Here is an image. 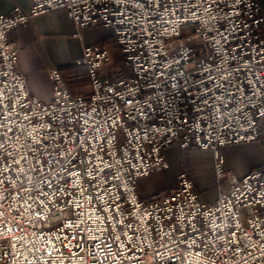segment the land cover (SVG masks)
<instances>
[{
	"label": "built area",
	"instance_id": "obj_1",
	"mask_svg": "<svg viewBox=\"0 0 264 264\" xmlns=\"http://www.w3.org/2000/svg\"><path fill=\"white\" fill-rule=\"evenodd\" d=\"M67 9L112 28L84 47L92 89L52 69L35 96L11 32ZM264 141V15L258 0H32L0 15V264H264V164L205 201L191 173L142 196L167 148Z\"/></svg>",
	"mask_w": 264,
	"mask_h": 264
},
{
	"label": "crops",
	"instance_id": "obj_2",
	"mask_svg": "<svg viewBox=\"0 0 264 264\" xmlns=\"http://www.w3.org/2000/svg\"><path fill=\"white\" fill-rule=\"evenodd\" d=\"M264 15V0H258ZM32 0H0V15L10 12L16 5L28 7ZM68 10L58 9L37 15L28 24H23L11 32L19 49V70L27 76L32 93L44 101L55 97V81L52 69L59 67L72 92L78 95L91 91V80L88 66L78 63L84 54V47L95 42H108L114 54V61L120 62L119 44L112 28L95 26L83 27L80 34ZM224 155L225 169L236 177L244 176L257 166L264 164V141L233 143L220 148ZM169 168L158 170L143 176L138 182V191L142 196L169 190L177 183V176L182 171H189L193 179L203 167L211 175H217L216 157L211 149L189 147L182 149L180 144L173 143L166 150ZM196 189L205 201L217 198L219 185L208 190H200L197 181ZM229 183L225 187H229Z\"/></svg>",
	"mask_w": 264,
	"mask_h": 264
},
{
	"label": "rangeland",
	"instance_id": "obj_3",
	"mask_svg": "<svg viewBox=\"0 0 264 264\" xmlns=\"http://www.w3.org/2000/svg\"><path fill=\"white\" fill-rule=\"evenodd\" d=\"M102 42H105V41H102ZM105 43L108 44L110 46V49H111V44H109L108 42H105ZM119 50H120V48H119ZM120 53H121V50H120ZM113 56H114V54H113ZM121 63H122V53H121V60H120V62H115L114 61V57L112 58V64H111L112 66L113 65L114 66H118ZM261 141H263V140H261ZM225 171H226V175L224 177H222V178H219L218 175H214V176L211 175L210 171L208 169H206L205 167H203L201 170H199V173H197L196 175H194L195 180L197 181V185H198L199 189L200 190H203V191L210 189L212 187V186H210L212 180H214V185L215 186L219 185V188H220L219 191L221 189L230 188L231 185H232V182H233L232 181L233 180L232 178L234 177V175L231 174V172H229L227 170H225ZM229 179L231 180V184H230L229 187H225V185L229 183ZM173 187H175V186H173ZM171 189H173V188H171ZM171 189H169V190H171ZM169 190H165V191H169ZM159 192H164V189L160 190ZM156 194H159V193H155V194H152V195H156Z\"/></svg>",
	"mask_w": 264,
	"mask_h": 264
}]
</instances>
